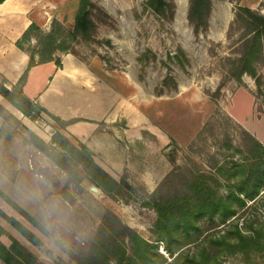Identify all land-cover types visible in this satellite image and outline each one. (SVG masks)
<instances>
[{"label": "rangeland", "instance_id": "374dc122", "mask_svg": "<svg viewBox=\"0 0 264 264\" xmlns=\"http://www.w3.org/2000/svg\"><path fill=\"white\" fill-rule=\"evenodd\" d=\"M93 1L103 10L95 17L97 33L92 40L80 39L75 51L122 95V108L130 119L122 116L113 123H100L84 143L69 131L70 125L46 113L32 120L23 112L18 118L8 110L18 120H7L0 139V175L18 178L19 204L37 223L0 197V207L24 224L31 236L0 215V225L7 231L0 239L10 246L11 237L17 238L37 264H87L92 245L102 246L109 238L133 254L134 243L124 226L160 243L159 251L169 257L153 232L158 213L152 203L164 196L192 193L193 175L218 177L220 165L229 168L244 156L253 157L257 141L264 145V61L258 65L261 86L248 73L241 80L232 75L246 33L242 23H236L238 8L264 14V0H210L208 26L199 30L198 22L189 18L192 0H166L168 6L161 13L152 9L149 0ZM66 25L72 26L68 21ZM24 127L51 147H56L57 132L76 144L82 142L120 188L113 186L110 194L104 191L92 181L99 174L75 157L69 163L72 170L63 169L60 175L41 151L42 156L34 157L40 176L33 177L24 168L20 171L31 148ZM220 181L219 192L230 193L235 182ZM94 186L100 192L92 191ZM248 204L241 211L242 221L264 218V195ZM214 224L205 222L206 228ZM228 227L221 225L211 232ZM219 261L264 264V252L253 262L241 253L222 254Z\"/></svg>", "mask_w": 264, "mask_h": 264}, {"label": "trees", "instance_id": "16d2710c", "mask_svg": "<svg viewBox=\"0 0 264 264\" xmlns=\"http://www.w3.org/2000/svg\"><path fill=\"white\" fill-rule=\"evenodd\" d=\"M6 0H0L3 3ZM148 4L156 13L163 12L168 3L166 0H149ZM102 8L93 0H79L75 12L74 27L69 28L66 21L54 19L50 31L45 32L39 25L33 23L19 41L20 47L25 49L26 43L33 38L37 44L30 53L28 69L16 85L7 86L6 80L0 78V94L4 100L32 120H37L42 113H46L62 125L69 126L79 119L65 121L52 114L40 104L35 103L24 93V86L28 79V73L33 66L48 61H56L61 66L60 53H72L79 57L75 51V45L83 40L94 39L98 23L95 17L102 13ZM211 12L210 0H192L190 21L198 22L196 29L208 26V18ZM99 16V15H98ZM236 23H242L241 27L246 33L242 38L243 52L237 61L233 62L232 75L241 80L244 74H250L259 86L263 79L258 70V65L264 61V14L249 7L240 6L236 14ZM38 57V58H37ZM0 116L4 124L0 130V139L6 129L9 118L18 120L12 115L6 106L0 101ZM31 148L27 151L23 170H30L33 177L40 176L34 163L36 154L44 152L53 169L61 175L63 169L69 170L72 157L79 162L94 169L99 177H92V181L104 191L114 192L120 188V183L109 175L94 160L92 151L82 142L77 144L69 140L62 133L54 135L53 142L56 147H51L30 128L24 127ZM256 150L253 157L244 158L227 168L225 165L218 167V177L209 176L206 173L193 175L189 187L192 193L183 196H164L156 199L152 205L158 213V218L153 232L157 236V242H162L166 257L159 251V244L141 237L128 226L124 228L130 233L134 243L133 254H128L123 243L114 238L105 239L101 246L94 243L91 254H88L87 264H222L219 258L226 253H241L246 261L253 262L256 256L264 252V218L259 221H242L241 211L249 208V201H257L264 195V145L255 142ZM37 149L38 151H36ZM43 154V153H42ZM42 156V155H41ZM70 163V164H69ZM250 167V169H249ZM0 175V197L9 202L23 216L32 223L37 224L30 213L23 209L18 200L20 181L18 178H3ZM221 178L227 182H233L230 193L219 192ZM2 179V180H1ZM216 185H212V181ZM31 181L33 178L31 177ZM216 186H219L217 189ZM0 215L23 235L30 238L28 229L19 220L9 216L1 207ZM205 222L215 223L206 228ZM221 225L229 226L227 230L211 232ZM5 228L0 225V236L6 234ZM10 246L5 245L0 239V264H37L36 257L15 237H11ZM196 246L191 248V246ZM81 264H86L82 262Z\"/></svg>", "mask_w": 264, "mask_h": 264}, {"label": "crops", "instance_id": "0c3cea01", "mask_svg": "<svg viewBox=\"0 0 264 264\" xmlns=\"http://www.w3.org/2000/svg\"><path fill=\"white\" fill-rule=\"evenodd\" d=\"M78 3L79 0H6L0 3V78L6 80L9 88L16 85L28 69L30 53L27 48L37 44L33 38L24 44L25 49L19 45L30 25L36 23L48 32L53 20L58 19L68 21L73 28ZM57 56L61 66L56 61H48L30 68L24 86L26 96L62 120L79 119L68 129L84 143L94 135L100 123H113L122 116L130 119L123 111L122 95L101 80L92 70V64L72 53ZM0 101L18 118L23 116L1 94ZM3 124L0 116V130Z\"/></svg>", "mask_w": 264, "mask_h": 264}, {"label": "water", "instance_id": "95a60500", "mask_svg": "<svg viewBox=\"0 0 264 264\" xmlns=\"http://www.w3.org/2000/svg\"><path fill=\"white\" fill-rule=\"evenodd\" d=\"M91 189H92V191H94V192H97V193L100 192V190H99L98 187H95V186H94V187H92Z\"/></svg>", "mask_w": 264, "mask_h": 264}]
</instances>
